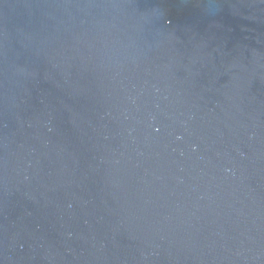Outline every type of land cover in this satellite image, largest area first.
Masks as SVG:
<instances>
[{
    "label": "water",
    "instance_id": "water-1",
    "mask_svg": "<svg viewBox=\"0 0 264 264\" xmlns=\"http://www.w3.org/2000/svg\"><path fill=\"white\" fill-rule=\"evenodd\" d=\"M0 264H264V0H0Z\"/></svg>",
    "mask_w": 264,
    "mask_h": 264
}]
</instances>
